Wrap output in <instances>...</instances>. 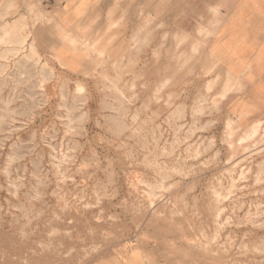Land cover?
I'll return each instance as SVG.
<instances>
[{"label": "rangeland", "instance_id": "374dc122", "mask_svg": "<svg viewBox=\"0 0 264 264\" xmlns=\"http://www.w3.org/2000/svg\"><path fill=\"white\" fill-rule=\"evenodd\" d=\"M22 6L0 2V264H264V122L221 98L195 6L69 59Z\"/></svg>", "mask_w": 264, "mask_h": 264}, {"label": "crops", "instance_id": "0c3cea01", "mask_svg": "<svg viewBox=\"0 0 264 264\" xmlns=\"http://www.w3.org/2000/svg\"><path fill=\"white\" fill-rule=\"evenodd\" d=\"M4 1L22 2L23 11L32 5L38 12L31 34L33 45L41 54L55 56L61 50L64 59L70 58L69 40L96 42L114 32L121 34L124 24L135 22L130 15L138 17L144 12L145 18L154 22H188L195 6L198 23L203 21L211 28L208 56L223 73L233 76L231 87L221 98H237L234 105L238 111L256 114L264 122V0Z\"/></svg>", "mask_w": 264, "mask_h": 264}, {"label": "bare ground", "instance_id": "6f19581e", "mask_svg": "<svg viewBox=\"0 0 264 264\" xmlns=\"http://www.w3.org/2000/svg\"><path fill=\"white\" fill-rule=\"evenodd\" d=\"M92 43H93V42H92ZM68 44H69V47L71 48V49H70L71 51L75 50V47H74V45H72V43H71L70 40H69V43H68ZM93 46H94V45H93ZM226 134H227V133H226ZM243 134H244V133H243ZM149 201H150V200H149ZM146 204H147V203H146ZM156 205H157V204H156ZM151 206H152V205H151ZM159 207H160V206H159ZM210 210H211V209H210ZM147 211H148V209H147ZM144 212H145V210H144ZM15 232H16V231H15ZM4 234H5V233H4ZM4 234H3V235H4ZM0 235H1V233H0ZM13 235H14V234H12V237H13ZM15 236H16V235H15ZM9 237H10V236H9ZM3 239H4V238H3ZM15 239H16V238H15ZM3 242H4V241H3ZM3 242H2V243H3ZM10 245H11V244H10ZM0 246H1V245H0ZM20 246H21V245H20ZM6 247H7V246H6ZM11 247H12V246H11ZM11 247H10V248H11ZM22 247H23V246H22ZM23 248H24V247H23ZM16 249H17V248H16ZM19 249H20V248H19ZM19 249H18V250H19ZM251 251H252V250H251ZM249 255H251V254H249ZM235 257H236V256H235ZM247 257H248V256H247ZM252 257H253V256H252ZM240 258H242V257H240ZM247 260H248V259H247ZM249 261H250V260H249ZM252 261H254V260H252ZM259 261H260V260H259ZM254 263H255V262H254ZM254 263H252V264H254ZM248 264H249V263H248ZM250 264H251V263H250Z\"/></svg>", "mask_w": 264, "mask_h": 264}]
</instances>
